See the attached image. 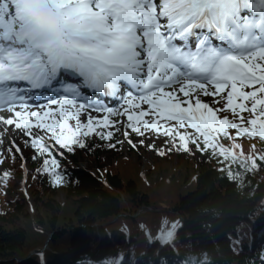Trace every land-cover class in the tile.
I'll return each instance as SVG.
<instances>
[{
    "label": "trees",
    "instance_id": "1",
    "mask_svg": "<svg viewBox=\"0 0 264 264\" xmlns=\"http://www.w3.org/2000/svg\"><path fill=\"white\" fill-rule=\"evenodd\" d=\"M48 1L54 12L42 0L39 11L53 21L59 11L66 18L86 11L77 0ZM0 22L29 46L37 43L36 36L26 39L7 0H0ZM86 24L92 28L89 20ZM40 124L38 130L55 148L34 132L39 143L30 135L22 139L29 166L27 191L18 184L23 158L6 140L7 172L0 174L4 263L35 251L39 264L36 250L44 249L45 264H264V236L257 233L264 216V123L253 117L240 123L232 144L220 131L224 145L213 138L214 151L203 152L201 144L185 147L169 140L160 145L153 140L150 151L157 158L146 171L138 155L149 151L142 138L126 136L137 149L102 134L95 140L81 134L70 142L59 139L65 132L55 120L46 125L40 117ZM85 157L90 162L85 164ZM185 187L187 192L160 206L159 190ZM139 212L145 213L135 217ZM169 214L181 220L172 236L164 229Z\"/></svg>",
    "mask_w": 264,
    "mask_h": 264
},
{
    "label": "rangeland",
    "instance_id": "2",
    "mask_svg": "<svg viewBox=\"0 0 264 264\" xmlns=\"http://www.w3.org/2000/svg\"><path fill=\"white\" fill-rule=\"evenodd\" d=\"M126 1L135 5L134 9L136 10L138 15V21H142L143 19V15H141L139 11H142L146 6H148L149 2H155L157 7H161V9L156 8V10H153L152 12L153 14L157 15H165L167 17L166 25L175 24V22L182 17V15L180 16V13L175 9H168L166 7L167 0H141L139 2H136V0ZM126 1H98L99 4L97 5H101L102 8H104V14H106L105 16L109 21L108 24L110 26H115V28L119 30L116 31L113 29V32L119 33L118 35H115L113 33L108 34L105 39H103L104 41L96 40L101 45L98 46L99 49L93 46H83L77 41L78 45L83 49L78 52L72 46L75 44L74 41H76L74 40L73 36H84L80 35L81 33L77 29L75 33L72 31L73 24L71 23V21L61 22L64 28V32L62 33L57 27L58 21L56 19L55 21H52L50 17L48 21L47 15L40 14L39 0H25L26 3H24L22 0L20 4L14 5L13 10L16 12H18L17 10H19L20 14H22L21 11L24 8L33 10L36 15L39 16L36 22V26L39 30L41 41L47 44V41L50 40V43L43 49L42 52H40V54H34L35 49H33V53H31L30 50H27V53L24 54L25 46H23V48L18 47L13 41V37L11 36V42L9 43V46H7V44H3V46L0 47V54L9 52L10 50L16 53L17 61H20L19 65H23L21 66L22 68L19 70V72L24 73L23 78L25 79H28L27 77L33 74L32 82L34 81V79H40L41 76H51V69L49 63L47 62V57L49 56L50 58L54 54L62 55V59L64 61H69L70 63L74 64L73 69L75 71L78 69L79 72L87 73L88 76L90 75L88 69L89 67L94 70L105 69L102 61H99L98 58L100 60H102V58H108L107 60L109 61H127L129 49L131 47H135L132 43L134 41V36L129 33L130 28L135 27V21L131 20L129 15L127 14L129 9L127 8ZM177 1H179L180 5L182 6V3L186 2L187 0ZM206 1L207 0H204L203 3H205ZM44 5H47V7L49 6L47 2L46 4L44 3ZM224 8V1L219 0L218 4H215V7L213 9V16L218 17V13H221V10H223ZM110 40L114 41L110 42ZM119 43L120 45H118ZM19 48L21 50L17 52L16 50ZM90 49L96 52L98 58H96V55L95 57L86 56L85 51ZM116 53H122V56L118 59H114L118 56ZM240 54L247 55L248 53L245 52ZM139 60H146V56H144L141 50H138L136 58H133L132 64H139ZM253 61L254 62L250 64V66H248L247 64L245 65L248 66L249 69L259 74L261 71L259 67L264 70V58L257 57ZM86 64L89 67H87ZM240 69L242 73L241 78L245 80L247 78L245 76L247 73V69ZM173 71L177 72L178 75H180L179 73H182V71H179L175 68H172V70H164V73L168 72L167 74L171 75ZM178 75H176L178 79H175V77L171 75L170 77L174 79L173 85L166 88L165 90H162L157 96H154V99L156 101L153 100L151 102H149L148 100L140 99L141 97L137 94L129 95L127 93L128 97L118 99L112 106H101L99 103L95 102V99L89 98L91 96H88V93L84 91L83 87L82 89H80L79 86H76L79 92L72 93V97H74L76 100L83 99L82 102H75L74 104H70V101H63V98L57 99L56 102L49 101L50 98H40L38 100L23 103L17 106L6 107L2 111H0V174L7 172V169L3 166V162L7 160L4 157V151L7 148L6 140L9 138L14 143L15 141L19 142L25 152L22 139H26V135L33 136L34 134H37V132L32 134L34 131H36V128L33 127L34 130L28 133L24 128L26 126L25 121L27 120L22 121V119L28 118L30 121H32V113L37 112L47 113L59 119L69 117L73 121L69 130L74 131L77 134V138H79L78 134H83L87 137V139L95 140V138L97 137L101 138V136L99 137L98 134L102 131V135L109 141L110 138L115 136L117 137V139L115 140L123 141L128 145L131 144V142L126 139V134H128L129 131L134 130L135 132L132 131V133L135 135H139V141H141V138L145 136L143 138V142L146 143V147H149V151H146V153L142 152L138 154L143 156L142 159L144 161L145 171L147 170L148 166H150L151 164L153 165V160L157 158L156 154L150 151V149L154 147L152 139H157L160 145L166 144L169 142V140H171L177 145L189 147L190 145L186 143L184 139L181 140V138L182 135H188V133H191L194 138L202 144L203 152L206 149L214 151L215 146L213 145V139L209 137L208 132H204V129H202L199 123L188 120V118L191 117V112L183 109V107H187L189 100L193 101L194 103L207 102L215 108L214 112L207 113V119L210 124L215 122V117L218 121H220L221 124L224 121H228L231 123L230 126L226 123V126H217L213 128V130L218 133L225 130L226 135L224 139L228 144H232L236 136L239 134L236 129L238 127H241V124H239V122L243 121L245 123H248L252 120L253 117L254 120L258 122V124L259 122L264 123V115L258 111L260 109H264V79L259 81V84L255 87H253L254 85H252L256 84L255 78H253V81L251 78H248L252 81V83L250 84L252 85V87L250 88H243L240 86L235 88L230 87V89L234 92V96L231 97L228 95V91H230L228 89L217 92L218 90H215L214 88H207L203 87L202 85L193 86L192 89H190V86L188 84H185V86L183 87L181 86V82L185 79H181L182 77ZM72 76H74L72 75V72L68 71L59 78H49V85L53 83L56 84V82L58 81L67 84H73L72 82H74V79L72 78ZM28 81L29 84H32L30 79H28ZM29 88L31 89L32 87L29 85ZM187 90H192L193 92L204 90L205 93H195L192 95H187L185 93L187 92ZM181 92H183V94H181ZM162 93L166 95L164 98L160 97ZM179 105L180 107L176 111L175 106ZM135 106L140 107V110L145 109L147 111L146 117L141 121L139 120L141 112L134 113L133 111H131ZM244 106L246 107V111H240ZM123 108H125L126 112L131 111V113H129L128 116L125 115ZM177 112L180 113L182 117L179 116ZM171 113H173V116H170ZM212 114L214 115L212 116ZM199 120H203L202 117ZM138 121L143 123L137 126ZM154 122L155 125L157 124L156 122H158L160 126L158 128H154ZM163 122H165L167 125L162 128L161 123ZM126 144H124L123 146L129 147ZM250 146V144L245 145L246 148H249ZM178 154L176 155L175 153L174 157H179ZM88 162H90L89 157H85V164ZM169 163H171V160L170 162L165 164ZM145 171L143 173H145ZM25 183L26 179L22 178L19 180L18 184L21 186V188H23ZM188 190L189 189L187 187L177 189L176 192L169 189L159 190L160 193L162 192V195L158 193V195L160 196L159 199H161L160 206L165 208L166 206H168V204H170V200H172L173 198L175 200V197H177L179 193L187 192ZM153 211L158 212V210ZM144 213L145 212H139L134 216L141 217L144 215ZM169 215L171 216V219H168V224L165 229L166 231H169L170 234H173V230L177 229L178 225L181 223V220L174 214ZM259 224L261 227H259L258 225L257 233L259 235H262L264 233V216ZM101 237L103 236H98V238ZM103 241L106 240L103 239L102 242ZM39 251L41 252V249L36 250V253H38V255H41ZM77 251L78 250H74V252ZM34 252L35 251H31L27 253V256H23L20 258H12L8 263H4L5 260H2L0 258V264H37V261L33 257ZM53 253L59 255L60 257H63V255H61L63 254V252L60 253V250H53ZM38 262L39 264H45L43 262L41 263V257Z\"/></svg>",
    "mask_w": 264,
    "mask_h": 264
},
{
    "label": "bare ground",
    "instance_id": "3",
    "mask_svg": "<svg viewBox=\"0 0 264 264\" xmlns=\"http://www.w3.org/2000/svg\"><path fill=\"white\" fill-rule=\"evenodd\" d=\"M204 34H205V32H203V31H201V32H200V35H202V36H203Z\"/></svg>",
    "mask_w": 264,
    "mask_h": 264
},
{
    "label": "water",
    "instance_id": "4",
    "mask_svg": "<svg viewBox=\"0 0 264 264\" xmlns=\"http://www.w3.org/2000/svg\"><path fill=\"white\" fill-rule=\"evenodd\" d=\"M15 1H18V0H15Z\"/></svg>",
    "mask_w": 264,
    "mask_h": 264
}]
</instances>
